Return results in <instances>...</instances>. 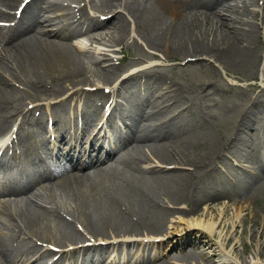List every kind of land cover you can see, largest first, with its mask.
Wrapping results in <instances>:
<instances>
[{
	"label": "bare ground",
	"instance_id": "bare-ground-1",
	"mask_svg": "<svg viewBox=\"0 0 264 264\" xmlns=\"http://www.w3.org/2000/svg\"><path fill=\"white\" fill-rule=\"evenodd\" d=\"M31 1H33V5L27 3L6 31L0 27V50L3 57L12 64L8 66L0 58V72L5 69L9 78H7V82H9L7 88L4 86V80L0 78V133L7 129L10 116L19 111L22 100L32 98L31 101H34L39 95H57L64 90V83L71 86L82 82L81 75L84 64L81 58L69 49L68 45L73 37L91 33L93 30H97L94 33L100 35L103 31V29H99L100 26L102 23H108L111 24L110 29H113L110 34L111 42L119 43L125 35L122 30L128 23L118 12L99 21L96 17L86 18L85 13L80 10V17L86 19L82 24L67 23V21L57 30L47 29V24L60 21L62 15L57 17L49 14L50 12L54 14L53 10L60 4L57 0ZM251 1L245 0V5ZM15 2L16 0H0V7L12 9ZM97 2L95 9L98 12H103V10L109 12L115 7H120L124 11L123 13L132 19L135 27H138L136 28L138 35L143 38V41L157 50H167L166 54L169 51H175L183 56L208 54L215 60L224 55L243 56L244 58V56L250 55L253 45L252 35L257 34L255 25L241 23L238 16L232 17V15H239L240 18L247 12H244L243 9L238 14L237 8L229 6L225 0H97ZM224 14L231 16L230 22L222 17ZM0 18L3 21H11L14 15L0 10ZM31 30L43 36L44 40L37 39L34 34L24 36ZM210 33L211 37L208 42L203 43L204 36L201 37V35L207 36ZM115 35L118 37L114 38ZM116 70V67L109 66L105 71L106 74L112 75ZM141 72L135 71L133 74L137 75ZM134 75H129L126 78ZM148 75L155 86L154 91L166 93V96H170L176 103L180 94H177L180 91L179 88L164 75L152 72ZM16 78L18 80H13ZM11 80L22 85L24 88L20 90L22 92L13 87ZM146 88L147 86L143 87V89ZM74 91L77 92L78 88ZM153 93L147 97L145 103L149 105L151 111L146 112L144 107L139 108L136 111L135 122L102 153V148H98L95 155L87 157L82 163L73 161L71 158L70 161H64L62 165L54 164L50 169L29 170L24 166L16 167L13 174L10 175L11 182L0 192L17 196L30 190L33 191L27 200L18 202L19 204L25 203V205L17 212L11 213L7 203H1L0 214L6 220V224L3 222L2 227L5 226L4 228L15 231L17 240L12 245L7 240L10 233L7 235L0 233V264H46L42 258L48 255L50 250L43 247L50 245L55 248H62V246L68 248L64 252H60L48 264H64V262L69 264L71 260L75 259L79 264L78 258L82 260V264H102L96 258L91 259V257L99 255L107 247L112 250L110 252L127 251L131 253L130 247L133 245L139 255L137 259L132 261L131 256L126 254L121 259L112 260L108 264H164L165 261L158 263L150 261L161 255L163 250L168 247L167 244L158 243L152 250V243L145 240L131 241L126 235L140 231H147L150 235H160L163 232V222L167 215L183 220V217L192 214L185 221V227L199 228L207 236H212L222 222L219 215L212 214L210 207H206V214L203 212L200 217H193V212L201 203L212 201L215 197L214 192L212 194L202 193L204 194L202 195L198 193L197 188H191L193 193V202H191L187 198L186 190L194 185L191 177L211 163L213 156L227 145V140L225 145L219 143L218 140H214V134L211 131L204 130L208 118L202 117V114L198 115L190 111L191 114L188 113V118L182 117L181 113L173 115L174 107L171 109L170 106H165L161 100L162 97L158 95V99H156ZM7 106H9L8 110H6ZM54 107L55 111H60L65 108V105L56 103ZM160 118L164 120L161 125L156 123ZM251 122L249 119L246 121L245 118H242L236 123V127L240 126L238 130L244 133L245 129L251 127ZM253 124L255 125L256 122ZM146 128H150L152 132L144 134L143 130ZM66 130L67 128H62L60 131L62 140L65 139ZM195 131L205 132L207 136V145L204 146L208 151L207 157L204 156L205 151L201 154L194 152L191 138L193 139ZM88 132L92 134V130L89 131L86 127L79 130V133L83 135ZM89 139H93V137L91 136ZM146 140L152 142L149 144L150 147H153L151 155L158 163H171L175 166L189 165L192 169L185 171L176 167L169 169L163 166L160 168L141 166L140 163L145 158L141 154V142ZM92 142L88 144V149L94 151L95 143ZM2 144L3 142L0 146ZM24 145L25 150L28 144ZM77 145L84 154L85 149L80 148L79 144ZM77 145H69L68 150L77 148ZM112 162L121 164V167L116 169L113 174L108 171ZM72 167L77 172L72 171ZM0 170H6L2 162H0ZM246 187L247 185L240 186L236 183L233 186L236 192L233 194L251 196L252 193L248 195L251 187L248 189ZM56 189L68 202L57 201L54 192ZM221 189V187L217 188L218 191H222ZM202 191L210 190L205 187V190ZM40 192L43 194H39ZM162 197L168 199L172 205L169 207L160 206L159 201ZM177 204H183V206ZM149 206L153 207L155 212L147 217L146 208ZM238 213L239 210H236L235 218ZM73 221L79 223L83 231L88 234V239L81 240L82 234L74 229ZM173 230L166 233L171 234ZM262 232L264 233L261 227L257 232L258 236ZM31 239L33 241L29 243L28 240ZM219 239L221 240V238ZM37 242L40 243L37 244ZM76 242H79V245L71 247ZM192 242L190 248L196 249L204 245L211 247V243L201 242L196 237ZM220 243L218 250L222 251L227 242L223 239ZM190 248L179 249L180 253L178 254L164 253L163 255L181 261L196 260L198 256L191 252ZM199 250L200 257L210 264L213 261L211 255H207L204 249ZM28 253L29 259L34 258L27 263L28 259L25 256ZM36 259L40 260L36 261ZM225 263L227 264V262Z\"/></svg>",
	"mask_w": 264,
	"mask_h": 264
},
{
	"label": "rangeland",
	"instance_id": "rangeland-1",
	"mask_svg": "<svg viewBox=\"0 0 264 264\" xmlns=\"http://www.w3.org/2000/svg\"><path fill=\"white\" fill-rule=\"evenodd\" d=\"M225 2L229 6L236 7L238 14L242 12L243 9L244 12H247V14L241 15L240 18L239 15H232V17L235 18L238 16L241 23L244 22L255 25L257 34L254 36L252 35L251 37V40L253 41V50L251 49V52L253 53L250 52V55L246 57L244 56V58L243 56L231 57L229 55H224L216 60L208 54H202L199 56H183L179 55L175 51H169V53L167 52L166 54L167 50H157L147 45V43L143 41V38L138 35L136 29L138 27H135L136 25H134L132 19L121 11L120 14L123 15L124 19L128 23L127 28L125 26L122 30L123 33H125V35H123L124 37L122 42L125 47L127 57L124 60L125 62H123L124 67L122 72L119 74V79L124 75V71L126 72L125 69L131 70V67L134 65L130 59L137 58L139 56L148 58L151 61L150 64H152L151 67H149V70H156L160 73H164L177 87H179L180 91L177 93H180L177 97L179 104L178 102L174 103L176 105L172 106V108L174 107V111L175 109L176 111L182 110V117L187 118L190 111L198 115L199 113L202 114V117L205 116L208 118L204 130L211 131L214 134V140H218L217 142L219 143L224 144L227 140V146L223 151L224 157L223 159H220L219 163H217L218 168L216 165L211 167L209 166L205 171L201 170L198 174H194V176L191 177L194 185L186 190L187 198L191 202H193V193L191 188H197L199 194H212L214 192L215 197L212 201L201 203L197 207L198 210L196 209L194 211L195 213L193 212V217H200L203 215V212L206 214V207H210L211 213L215 216L219 215L218 217L219 219L221 218L223 223L221 222L219 227L215 229L212 237L207 236L205 232L199 228L185 227V221H187L190 217H183V220H178L176 225L177 231L173 232V237H177L184 232L182 234L184 235V242L182 243L183 247H191V242L195 237L201 242L206 241L209 242V244L211 243L210 248H208L207 245H204L203 247L206 253H211L213 256V261L210 262V264H226L225 262H227V264H264V233H261L262 237L261 235L258 236L257 233L261 227L264 231V0H252L251 2L246 3V5L245 0H225ZM30 4L33 5V1H31ZM87 4L91 7V3L88 2V0ZM95 5L96 4H94V6ZM117 12L118 11L115 10V12L111 15ZM185 12H187V10H185ZM46 13L47 12H45V14ZM49 14L52 15L53 12H50ZM58 16L60 15H57V17ZM222 17H224L227 22L231 21V19H229L231 16H228L227 14L222 15ZM49 24L50 25L47 24L48 26L46 25L47 29L52 28V30H57L63 22L60 20L57 21V23L55 21ZM65 24L66 23H64V25ZM110 27L111 24L102 23L99 29H103V31L100 35L94 33L97 30H93L89 33L90 35L85 34V36L78 39H72L68 42L69 49L73 53L81 56V60L84 64V68L82 69V78L85 80L84 83L99 85L111 84L109 83L112 79L111 74H106L105 70L109 66H112L109 64L112 63V61L104 59L106 58V55H103L105 56L103 58L100 54L102 50L108 48V45L111 42L110 34L113 32V29H110ZM126 29L127 32L125 31ZM27 34L37 35V32H33L31 30L24 36H28ZM203 36L204 40H202V42H208L211 37V33L207 36L202 34L201 37ZM35 37L41 41L44 40V37L40 34ZM117 37L118 35H115L114 38ZM107 38L110 42L106 40ZM121 48L123 47H120V49ZM150 54H155V58L151 60ZM79 55L78 57H80ZM187 59H189V61H185ZM93 60H98L99 63L93 66V64H91V61ZM96 62L97 61H95V63ZM7 65L10 66L12 64L10 63V65ZM10 69L12 70L13 67ZM134 72L135 71H132L131 73L133 74ZM0 78L4 80L5 87L9 86V82H7L8 76L5 69L0 72ZM13 80L18 79L16 78ZM136 85H138V83L136 84V82L134 83L132 79H129L125 82H121L119 87L117 86L116 94L119 101L118 103L123 104L121 111L123 118L126 121H129L130 115L132 113L134 114L139 106L144 107L146 112L151 111L149 105L145 103L148 99L147 97L150 96L152 92H154L153 94H155L156 98L158 95L159 97H162L161 100H163L164 104H170L169 102L172 100L167 98L161 92L159 93L158 91H154V84L152 85L153 87L144 91L137 88ZM18 91L22 92L20 90ZM143 101L144 103H142ZM179 105L181 106L179 107ZM8 107L9 106H7L6 110H8ZM187 108L188 110L185 111ZM242 118H245L246 121L249 119V122L250 120L252 121L251 127L245 129L244 133L238 130L240 129V126L236 127V123L241 121ZM162 121L163 119L160 118L158 123L163 124ZM253 122H256V124L254 125ZM149 131H151V129L148 130L147 133ZM229 137L232 138L230 139ZM207 141L205 132L201 133L200 131H195L193 139L191 138L194 152L201 154L205 151L204 156H206L208 151L205 150L204 146L207 145ZM149 143L152 144V142L149 141L141 143V152L144 156L151 155L150 152L152 148L148 145ZM238 160L243 166L241 169L230 167L228 164L226 165L227 162L233 161L237 166L238 162L236 163V161ZM119 167H121L120 163L112 162L108 171L113 174ZM190 167L191 166L184 168L189 169ZM239 178L242 179L239 180ZM244 179H247L248 182L245 183ZM229 182H234V184H231V186L229 185ZM236 183L240 184V186L247 185V189L248 187H251V191L248 194L250 195L252 193L251 196L247 197V195L242 196L237 193L233 194L236 192L235 188H233ZM205 187L210 191H202L205 190ZM218 187H221L222 191H218ZM255 193L257 194L255 195ZM39 194L42 195L43 193L40 192ZM29 196L30 195L25 196V199L22 201L27 200ZM245 197H247V199H245ZM57 201L60 203L68 202V200L61 194L59 199L57 198ZM17 207H19V205H17ZM12 208L15 209L16 206L12 205ZM151 210V207L146 208V214L149 217L153 214ZM236 210H239L237 218H235ZM189 216H191V214ZM1 221L2 218L0 217V222ZM165 223L167 222H164V227ZM50 225L52 226V224ZM0 232L5 233L6 230L0 229ZM217 237L221 238V240ZM179 238L182 237H178L177 239ZM223 239L226 240L227 243L223 247L224 249L220 251L218 248ZM176 248L177 247H174V249L167 251V253H175V251H177ZM191 251L198 254L200 250L199 248H196ZM104 257L105 253L103 251V258ZM201 259V257H198L196 262H191L192 264H209V262L205 259ZM157 260L160 262L164 261V255H160ZM75 261L76 260H72L69 264H74ZM164 264L181 263L176 259L168 258Z\"/></svg>",
	"mask_w": 264,
	"mask_h": 264
}]
</instances>
